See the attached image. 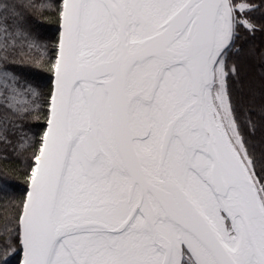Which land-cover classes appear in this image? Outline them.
Masks as SVG:
<instances>
[{"label":"snow or ice","instance_id":"obj_1","mask_svg":"<svg viewBox=\"0 0 264 264\" xmlns=\"http://www.w3.org/2000/svg\"><path fill=\"white\" fill-rule=\"evenodd\" d=\"M256 12L264 0H0V143L31 149L26 198L0 199V264H264V49L238 46L264 31ZM245 55L259 92L236 91Z\"/></svg>","mask_w":264,"mask_h":264},{"label":"trees","instance_id":"obj_2","mask_svg":"<svg viewBox=\"0 0 264 264\" xmlns=\"http://www.w3.org/2000/svg\"><path fill=\"white\" fill-rule=\"evenodd\" d=\"M57 0H53L55 4ZM258 3L259 0H256ZM51 18L46 21L43 26L39 29L41 38L49 44V55H54L52 52V45H55L59 38L58 25L55 22V17L49 14ZM254 22L258 26L264 25V14L262 12H256L253 14ZM238 46H243L244 52L247 53L251 49H264V31H256L254 35H250L243 30L241 31V40L238 42ZM240 67V79L242 85H236V91L241 87L245 90L252 86L257 92L260 90V69L257 66V61L252 60L246 55L241 57L239 61ZM24 76L32 81L34 84L38 85L43 93H47L52 87V77L46 71L42 72L40 76L34 77L29 71L25 70ZM234 91V95H236ZM42 122H33L31 127V133L34 134V139H39V134L42 133L43 127ZM12 139V145H5L0 143V170H6L9 172L11 179L15 185L14 188L9 189L7 196L5 197L4 192H0V199L6 198L13 203H19L26 198L27 190L29 189L28 183H26L25 177L28 172V165L30 164L29 157L31 156V149L21 153L13 151V147L16 143L15 137H10ZM264 139V129H259L254 137L255 142H259ZM5 157H7L5 159ZM13 264H16L13 261Z\"/></svg>","mask_w":264,"mask_h":264}]
</instances>
